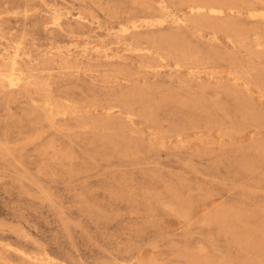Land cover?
<instances>
[{"label":"rangeland","instance_id":"obj_1","mask_svg":"<svg viewBox=\"0 0 264 264\" xmlns=\"http://www.w3.org/2000/svg\"><path fill=\"white\" fill-rule=\"evenodd\" d=\"M0 264H264V0H0Z\"/></svg>","mask_w":264,"mask_h":264},{"label":"bare ground","instance_id":"obj_2","mask_svg":"<svg viewBox=\"0 0 264 264\" xmlns=\"http://www.w3.org/2000/svg\"><path fill=\"white\" fill-rule=\"evenodd\" d=\"M193 13V12H192ZM202 13V12H201ZM214 12H212V14H213ZM211 14V13H210Z\"/></svg>","mask_w":264,"mask_h":264}]
</instances>
